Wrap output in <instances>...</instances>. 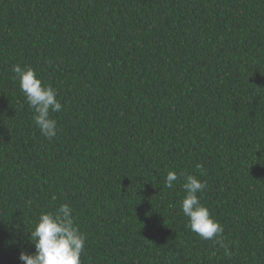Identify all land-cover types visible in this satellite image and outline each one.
I'll list each match as a JSON object with an SVG mask.
<instances>
[{"label":"trees","instance_id":"16d2710c","mask_svg":"<svg viewBox=\"0 0 264 264\" xmlns=\"http://www.w3.org/2000/svg\"><path fill=\"white\" fill-rule=\"evenodd\" d=\"M16 64L57 90L52 140ZM169 171L207 184L229 254ZM61 204L82 264H264V0H0V264Z\"/></svg>","mask_w":264,"mask_h":264},{"label":"clouds","instance_id":"9594fccd","mask_svg":"<svg viewBox=\"0 0 264 264\" xmlns=\"http://www.w3.org/2000/svg\"><path fill=\"white\" fill-rule=\"evenodd\" d=\"M11 71L15 73L14 79L18 80L26 103L34 111V124L45 138L52 140L57 135V121L51 118L50 113H60L63 108L57 99V90L44 84L31 67L16 64ZM181 177L185 181L183 189L186 194L180 208L188 218L187 227L202 240L213 241L225 248L226 254H229L228 246L222 239L223 225L201 203V195L207 184L194 175H178L175 171H169L165 187L172 188ZM29 233L35 252L29 254L22 251L19 256L22 264H82L81 255L85 252L86 237L75 224L69 205L61 204L54 211L42 212Z\"/></svg>","mask_w":264,"mask_h":264}]
</instances>
